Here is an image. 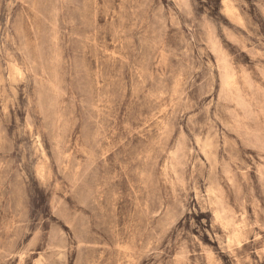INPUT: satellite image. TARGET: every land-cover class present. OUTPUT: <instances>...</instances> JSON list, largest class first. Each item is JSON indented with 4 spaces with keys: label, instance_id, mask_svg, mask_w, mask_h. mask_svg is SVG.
<instances>
[{
    "label": "rangeland",
    "instance_id": "1",
    "mask_svg": "<svg viewBox=\"0 0 264 264\" xmlns=\"http://www.w3.org/2000/svg\"><path fill=\"white\" fill-rule=\"evenodd\" d=\"M0 264H264V0H0Z\"/></svg>",
    "mask_w": 264,
    "mask_h": 264
}]
</instances>
